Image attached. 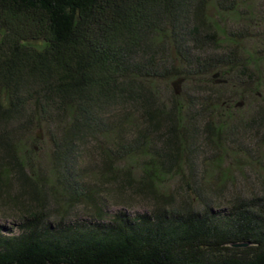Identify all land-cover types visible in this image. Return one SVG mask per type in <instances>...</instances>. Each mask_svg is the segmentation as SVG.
<instances>
[{"label": "trees", "instance_id": "16d2710c", "mask_svg": "<svg viewBox=\"0 0 264 264\" xmlns=\"http://www.w3.org/2000/svg\"><path fill=\"white\" fill-rule=\"evenodd\" d=\"M209 2L0 0V154L15 159L19 181L32 179L24 174L30 163L16 155V136L59 132L51 140L56 183L37 193L40 211L31 212L21 192L7 193L12 174L0 156L2 204L26 213L17 233L0 230V264H264V196L237 197L219 211L197 177L204 149L223 154L227 142L249 132L264 141V109L249 125L230 124L221 92L188 104L185 117L174 92L169 105L162 90L172 78L214 67L199 54L216 39ZM240 3L247 26L264 20L253 0ZM251 55L243 60L254 76L245 81L264 102V58ZM218 70L221 79L226 73ZM223 80L224 91L230 81ZM86 141L100 153L103 168L89 173L99 186L86 184L78 167ZM128 161L139 163L138 178L122 168ZM173 176L179 186L168 192ZM127 191L150 201V211L106 220L104 193L122 199ZM50 199L57 209L61 200L96 216L50 223L43 209Z\"/></svg>", "mask_w": 264, "mask_h": 264}, {"label": "rangeland", "instance_id": "374dc122", "mask_svg": "<svg viewBox=\"0 0 264 264\" xmlns=\"http://www.w3.org/2000/svg\"><path fill=\"white\" fill-rule=\"evenodd\" d=\"M241 0H210L207 13L212 19L211 34L216 35L213 43L206 42L204 44V52L199 53L204 59L210 58L214 67L206 74L199 73L190 75L188 80L184 79L182 84L181 95L177 97L180 106L185 110L184 116H188V104L197 102L198 100H214L216 94L223 92L222 99L227 101V116L232 117L230 124L249 125L257 118L258 112L264 109V102L256 99L250 93L249 85L246 79L254 76L253 68L246 64L243 57L252 58L251 54H257L264 58V20H256L253 26H247L246 20L241 18L247 16V11L240 4ZM255 12L259 18L264 17V0H253ZM256 5V6H255ZM229 8H231L229 10ZM263 13V14H262ZM255 20V18H251ZM231 59V60H229ZM203 64V62H202ZM201 64V65H202ZM224 65V66H223ZM221 79L230 81L229 88L222 90L219 85L214 83L212 76L219 72ZM183 74V73H181ZM247 77V78H246ZM183 78V77H181ZM253 78V77H251ZM172 78L167 82H163L162 90L165 94V102L171 104L173 88L171 87ZM235 86L236 88H232ZM264 96V87L260 89ZM238 103H243L241 107H237ZM199 111L198 108H195ZM204 124H200L203 128ZM59 133V132H58ZM56 131H47L46 128H35L32 132L21 133L13 140L16 142L17 156L23 157L29 162L30 168L25 169L26 178L31 181L18 180L20 175V167L15 166V159L8 158V153L1 152L0 156L5 157L6 169L12 174L8 182V194L11 197L21 192L31 203L32 207H28L31 212L42 210L40 197L37 195L44 186L48 189L50 185L55 184L54 170L52 165V139H57ZM41 136V139L37 138ZM133 135L129 136L132 139ZM262 133L256 135L254 132L242 134L233 142H227L222 150L223 154L215 156V151L208 149L201 153L199 164L197 167V177L204 183L206 191L210 193L209 198L212 199L219 211H227L231 208V202L237 197L251 198L254 196H264V141ZM14 142V144H15ZM11 144V142H10ZM35 148L34 152L31 149ZM206 148V147H205ZM6 150V146H5ZM4 150V151H5ZM237 153V154H236ZM80 165L87 177L84 179L86 184L94 186L99 182L95 181L89 175L103 168L100 153L93 145V142H87L80 150ZM212 158V159H211ZM207 161L205 163L204 160ZM211 159V160H208ZM213 160V161H212ZM128 161L122 165V168H129L130 176L138 178L140 176V166L138 162ZM203 163V165H202ZM138 167V169H137ZM120 170V169H119ZM34 179V180H33ZM168 192L176 190L179 186V177L173 176L166 180ZM96 186V185H95ZM60 191L58 187H54V191ZM61 192V191H60ZM125 198L115 199L109 193H104L106 199V220H110L116 213L123 211L131 217L138 214L148 213L150 211V201L140 199L134 193L127 191ZM1 198V197H0ZM0 199V230L5 232H18V226L24 219L25 212L19 209L4 206V201ZM43 209H47V219L50 223H57L60 219L68 222H90L93 221V211L86 210L83 206H77L75 209H69L67 205H63L62 201L57 204L60 209L52 205V200H48ZM67 210V213H64Z\"/></svg>", "mask_w": 264, "mask_h": 264}, {"label": "water", "instance_id": "95a60500", "mask_svg": "<svg viewBox=\"0 0 264 264\" xmlns=\"http://www.w3.org/2000/svg\"><path fill=\"white\" fill-rule=\"evenodd\" d=\"M220 74L216 73L212 76L213 79H215V83L220 85V84H226L227 81L223 79H219ZM184 82V78H178L171 83V87L173 88V92L176 97L181 95V90H182V84ZM243 103H238L236 106L241 107ZM37 138L41 139V136H38ZM246 244H234L233 247H245Z\"/></svg>", "mask_w": 264, "mask_h": 264}]
</instances>
